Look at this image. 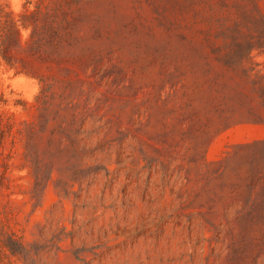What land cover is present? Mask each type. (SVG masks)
Returning a JSON list of instances; mask_svg holds the SVG:
<instances>
[{"label":"rangeland","instance_id":"obj_1","mask_svg":"<svg viewBox=\"0 0 264 264\" xmlns=\"http://www.w3.org/2000/svg\"><path fill=\"white\" fill-rule=\"evenodd\" d=\"M235 1L81 0L84 61L46 74L73 81L75 120L28 151L15 131L39 84L0 61V264H264V107L206 40ZM250 56L264 76V48Z\"/></svg>","mask_w":264,"mask_h":264},{"label":"trees","instance_id":"obj_2","mask_svg":"<svg viewBox=\"0 0 264 264\" xmlns=\"http://www.w3.org/2000/svg\"><path fill=\"white\" fill-rule=\"evenodd\" d=\"M80 1L26 0L18 13L0 4V61L13 74L36 78L39 84L33 104L29 105V108L33 107L37 112L36 123L22 122V128L15 131L24 140L27 151L28 145L31 144L32 149L42 134L48 132L51 135H62L68 124L66 115L69 112L71 119L75 120L78 102L74 100L76 96L73 94V81L54 80L46 74H61L67 70L64 63L76 65L84 61L82 56L70 52L81 38L78 28L85 15ZM234 3L232 13L220 16L214 24L209 25L206 40L212 47L210 53L216 61L242 71L243 74L236 75L247 80L264 107V76L249 74L253 68L245 67L246 64H252V51L264 48V19L254 0H236ZM31 4L30 9L28 5ZM215 40H219L221 44L217 45ZM97 52L100 58L93 71L103 64L101 50ZM57 83H60L58 92L54 90ZM18 103L20 102H15V105ZM19 105L27 110V103ZM3 118L0 117L1 139L5 133L14 137L10 117L5 118V121ZM3 128H6V132ZM32 175L35 186H41L50 177L49 168L45 172L35 165ZM3 246L12 254L23 251L22 244L12 236L7 238ZM0 254L3 255L1 252Z\"/></svg>","mask_w":264,"mask_h":264}]
</instances>
